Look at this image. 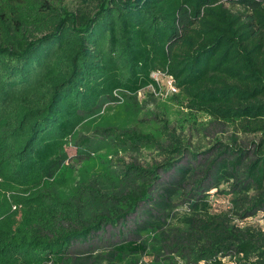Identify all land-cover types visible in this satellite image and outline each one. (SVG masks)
I'll return each instance as SVG.
<instances>
[{
	"label": "trees",
	"instance_id": "16d2710c",
	"mask_svg": "<svg viewBox=\"0 0 264 264\" xmlns=\"http://www.w3.org/2000/svg\"><path fill=\"white\" fill-rule=\"evenodd\" d=\"M81 3L74 12L50 0H0V264H67L75 243L155 200L150 189L161 170L177 165L174 157L106 174L123 186L115 194L89 185L71 197L59 191L71 168L67 148L79 129L105 103L135 100L150 88L159 92L154 72L174 79V99L182 106L259 136L252 150L227 145L219 156L228 157L236 178L240 219L264 212V0ZM103 134L124 148L184 153L167 125L166 145L136 130L109 127ZM91 142L77 141L76 157L92 159ZM198 206L204 213L186 218L172 240L156 237L184 261L174 256L166 264H223L227 257L234 264H264V228L232 224L203 202L191 205ZM146 252V243L128 241L111 255L136 264L128 259Z\"/></svg>",
	"mask_w": 264,
	"mask_h": 264
},
{
	"label": "rangeland",
	"instance_id": "374dc122",
	"mask_svg": "<svg viewBox=\"0 0 264 264\" xmlns=\"http://www.w3.org/2000/svg\"><path fill=\"white\" fill-rule=\"evenodd\" d=\"M50 1L67 6L74 12L82 5L81 0ZM165 83L164 80L160 94L153 95L146 91L135 100L126 99L124 103L116 105L105 103L101 114L88 120L68 146L72 160L71 168L65 174L66 183L59 189L63 197L78 195L80 185H89L102 194H115L123 186L106 180L104 176H114L113 171L122 175L129 164L147 168L174 157L177 165L168 172L160 171V180L150 189V195L155 200L141 204L136 213L128 215L116 225L106 226L89 241L75 243L70 249L67 264H124L111 254L114 246L128 241L147 244L146 253L128 261L166 264L175 256L177 262L183 263L174 250L163 248L164 242L156 240V237L170 241L177 229L182 228L186 218L202 215L203 206L195 210L191 207L198 201L206 204L214 214L227 215L232 224L264 228V212L240 219L239 214L244 206L240 200L236 201L239 197L233 193L236 178L226 164L228 157L219 156L220 150H223L221 148L227 145L250 151L253 149L252 143L259 141V136L245 134L236 125L217 122L205 113L182 106L174 99L179 92L172 94ZM165 125L179 138L184 148L182 156L156 147L124 148L115 145L113 136L103 134L104 128L109 127H115L119 133L136 130L153 134L166 145L169 140L163 134ZM82 137H91L94 153L90 160L76 157L75 144ZM160 194L164 196L163 199ZM243 194L241 192V196ZM90 203L95 207L92 198ZM148 222H152V226ZM160 248L163 250L159 251ZM223 264L234 263L227 257L223 259Z\"/></svg>",
	"mask_w": 264,
	"mask_h": 264
},
{
	"label": "built area",
	"instance_id": "2783aa9c",
	"mask_svg": "<svg viewBox=\"0 0 264 264\" xmlns=\"http://www.w3.org/2000/svg\"><path fill=\"white\" fill-rule=\"evenodd\" d=\"M153 79L158 83L160 91L157 92L154 88H150L149 92H151L153 95H157L160 94V92L162 91V83L165 80L166 83L165 85L167 86V90L171 91L172 94L174 93H178L179 89L176 87L175 81L171 76H166L165 74L161 73V72H154L152 74ZM144 92H140L138 94V97H140ZM116 97L121 98L117 93L115 94ZM124 100L122 99L121 102H123Z\"/></svg>",
	"mask_w": 264,
	"mask_h": 264
}]
</instances>
